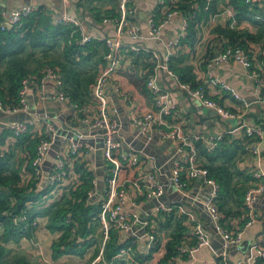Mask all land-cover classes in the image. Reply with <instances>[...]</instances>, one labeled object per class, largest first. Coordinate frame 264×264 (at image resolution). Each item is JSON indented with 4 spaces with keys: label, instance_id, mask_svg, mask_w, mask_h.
<instances>
[{
    "label": "built area",
    "instance_id": "built-area-1",
    "mask_svg": "<svg viewBox=\"0 0 264 264\" xmlns=\"http://www.w3.org/2000/svg\"><path fill=\"white\" fill-rule=\"evenodd\" d=\"M130 1L119 0L117 14L103 19L114 26L116 38L91 35L85 24L73 13L60 11L54 15L53 23L68 26L69 37L74 38L76 43L82 45L92 39L104 42L106 50L103 64L100 65L91 87L93 101L85 105L75 103L65 91L58 72L52 66L45 65L39 78L32 76L31 79H22L16 104L7 105L0 100V131H6L0 150L8 151L11 142L16 143L24 134L32 133L36 142L31 160L32 170L22 171L21 181H31L36 184L37 189L45 191L41 199L45 204L58 201L69 191L79 189L82 178L78 169L92 172V176L86 175L91 186L84 190L83 199L86 202L94 201L99 206L96 217L103 232L107 236L114 231L119 237L117 244L121 245L112 259L104 261L105 264H111L116 257H121L129 264H139L147 259L158 241L159 217L163 219L173 213L176 202L185 204V201H190L188 179L198 180L203 186L204 203L201 206H204L216 233L223 240L219 252L221 264H257L260 259H264V244L257 246L252 255L242 262L232 263L228 259V246L238 243L243 231L240 228L230 231L220 224L221 213L214 201L218 185L207 176L206 168L199 164L195 143H204L207 151L211 152L222 137L215 133L187 135L180 126L168 123L175 105L170 101L169 88L159 79L158 70L164 65L165 73L174 79L181 92L196 100L200 106L213 109L220 119H232L238 116L236 112L209 97L207 85L211 80V68L221 62L239 63L246 70V76L255 82L256 88L261 89L264 65L256 67L253 57L242 45L228 44L206 62L205 85L192 87L189 83L181 82L178 75L168 68L167 60L178 49L180 40L187 35L188 20L182 15L179 31L166 42L162 57L155 52L150 55L152 65L145 84L152 107L140 110L117 80L125 51L128 52L129 61H133L143 49L136 42L125 44L119 40L120 36L127 35L132 41H136L141 35L139 24L129 17ZM246 1H254L257 7L264 9V0ZM167 2L168 0H158L157 10L161 9V16L155 18L151 15L147 19L150 37L153 39L160 38L162 25L173 13V10H167ZM207 6L208 4L205 8ZM37 10L38 6L34 4H24L13 9L1 8L0 31L9 25H17ZM221 85L230 92L225 84ZM108 90H112L113 95L120 98L124 117L111 114ZM48 92L50 96L47 95ZM45 99L48 104L56 103L61 111L48 112ZM258 100L263 102L264 111V97L259 96ZM38 109L43 110L42 115H39ZM20 112L27 116L15 122L7 119ZM114 112L118 113V110L115 108ZM241 127L242 134L246 137L243 149L253 161L250 174L254 181L246 189L243 201L248 218L245 226H249L255 221L256 205L259 196L264 193V151L260 146L264 140V127L261 123H243ZM155 129L159 135L152 137L151 132ZM159 139L174 142L175 146L170 153L165 154L161 165L150 167L149 162H154L158 157L154 144ZM124 165L133 167L136 175H124ZM97 171H101L100 177ZM158 176L163 178V182L157 181ZM193 200L195 199L191 202ZM145 203H149V207L143 212L137 211ZM125 205L129 208L126 209ZM44 221H47L46 216H35L29 220L27 213L22 211L20 215L11 218V225L19 232V236L33 238L35 230L45 225ZM3 232L4 228L0 223V235ZM75 233V228H72L71 234ZM137 239L145 241L142 252L135 250L134 243ZM205 242L206 237L200 230L188 232L177 246L178 254L172 258L185 256L188 259L192 250L203 246ZM196 264L214 263L199 260Z\"/></svg>",
    "mask_w": 264,
    "mask_h": 264
},
{
    "label": "trees",
    "instance_id": "trees-1",
    "mask_svg": "<svg viewBox=\"0 0 264 264\" xmlns=\"http://www.w3.org/2000/svg\"><path fill=\"white\" fill-rule=\"evenodd\" d=\"M118 1L108 0L111 7L106 10L105 17L117 14ZM228 2L233 6L235 16L238 19H250L257 9V3L254 1L228 0ZM206 4H208L207 8H205ZM214 7L215 0H168L167 2L168 11L178 10L188 20L187 35L180 40L178 49L168 57L167 66L178 75L181 82L189 83L192 87L205 85V64L213 56L214 48L219 44L222 45V48L228 44L242 45L240 43L242 36L237 35L236 31L217 27L216 33L219 36L207 42V54L203 57L190 56L191 49H194L195 44L198 43L201 23L215 11ZM154 16L155 18L160 17L161 9L157 10ZM69 33L70 28L68 26L54 24L41 8H38L36 12L12 28H5L0 31V64L5 65L4 69L0 70V100L3 103L7 105L16 104L22 79L24 77L31 79L32 76L35 79L39 78L42 75L41 69L45 65L52 66L58 72L65 91L75 103L80 105L92 103L91 87L100 65L103 64L106 48L102 40L96 39L80 45L75 42L74 38L69 37ZM221 36H225L224 39L227 41L223 42ZM244 36L254 38L249 32H245ZM69 39H71L70 43L68 42ZM59 49L61 50V57L56 56V58L49 55L44 60L49 51ZM37 52L43 54V61L37 59V67H28L27 61L31 58L32 60L35 59ZM142 53L140 51L133 58V62L136 63L139 58H142L144 62L146 73L141 78L136 79V86L143 95H146L148 90L145 83L151 63ZM221 90L224 91L225 97L229 96V92L225 89ZM260 96L264 97V74H261ZM219 104L222 105L220 102ZM5 136L6 131H3L0 134V143L4 141ZM245 139V136L233 139L229 134H225L211 152L207 151L204 143L200 141L195 143L199 152L200 163L206 168L207 176L218 185L214 201L221 213L220 223L224 225L225 220L241 215L240 229L248 219L243 216L245 215L243 201L248 176L244 173L241 174L237 168L236 160L238 156L246 153L243 149ZM15 144L21 146V150L26 155L27 163L24 167H21V162L17 166L12 149L8 152L0 150V223L4 228L3 239L0 235V240L6 241L10 235L19 236V232L11 225V218L25 211L29 220L35 216H46V227L49 230H61L60 236L51 245L53 258L62 254L82 255L85 248L92 244L90 235L99 225L96 217L99 206L94 201L86 202L83 199L84 190L91 186L86 175L92 176V172L78 169L80 178L85 180L83 188L71 190L60 200L46 206H40L45 191L37 189L36 184L31 181L25 183L21 181V172L32 170L31 160L35 153V139L32 133H27L21 136ZM122 171L124 175L132 177L136 175L135 169L127 165L123 166ZM240 175L244 176V181H240ZM157 221V225L161 229H168L164 243L165 251L158 264H168L172 257L178 254L177 246L188 235L187 227L183 224L182 217L173 213L164 216L163 219L159 217ZM72 228L76 230L74 235L71 234ZM104 245L105 261L110 260V256L121 247L117 244L114 235H111ZM159 248L157 243L151 253L156 252ZM4 252L5 248L0 243V264H30L23 256H16L12 263H7L3 259ZM260 261H264V259H260L258 263ZM218 262L221 264L220 258ZM97 264L105 263L99 262Z\"/></svg>",
    "mask_w": 264,
    "mask_h": 264
},
{
    "label": "crops",
    "instance_id": "crops-1",
    "mask_svg": "<svg viewBox=\"0 0 264 264\" xmlns=\"http://www.w3.org/2000/svg\"><path fill=\"white\" fill-rule=\"evenodd\" d=\"M24 4L37 5L38 8L44 10V13L47 14L51 21H53L54 15L60 11L73 13L85 24L88 33L91 35L99 38H116L114 26L103 21L106 16L105 13H107L106 10L111 7L108 0H0V9H13ZM214 8L215 11L201 23V32L197 39L198 43L195 44L194 49H191L190 56L203 57L206 55L207 42L219 36V34L216 33V28L222 27L236 31L237 35L240 34L239 36H242L240 43L253 57L254 65L258 68L264 65V9L257 7L250 19H238L235 16L233 6L229 4L228 0H215ZM157 9L158 0H131L129 2V17L139 24L141 35L136 41H132L127 35L119 37L122 43L132 44L136 42L137 45L143 47V49H141L143 52L142 55H144L148 61H150L152 52L158 53L162 57L166 42L177 34L182 18V13L180 11L173 10L171 16L161 27L160 38L153 39L150 37L147 19L149 16L154 15ZM245 32H249L254 38L245 37ZM221 37L223 38V42L227 41V39H224L225 36ZM221 48L222 45L220 44L214 48L213 55L218 53ZM185 50L188 51V49ZM57 52L58 54L56 56L59 57L60 49L57 50ZM127 55L128 52L125 51V57H123L125 59H123L121 70L117 73V80L121 84L123 91L129 94L135 102L138 109L149 110L152 104L148 93L143 95L136 86V79L141 78L146 73L144 70V62L142 58H139L136 63L129 61ZM158 75L161 83L169 88L170 101L175 105V111L168 117V123L170 125L180 126L187 135L193 133L204 135L215 133L223 137L225 134H229L231 138L237 139L243 136L241 129L243 123H261L264 127L263 102L258 100L260 88H256L255 82L246 76V70L239 63L221 62L214 65L211 68V80L209 85H207L208 94L213 100L218 103L220 102L227 109L237 113L238 116L232 119H220L213 109H207L199 105L195 106L192 103L193 100L176 87L174 79L165 73L164 65L160 66ZM221 84H225L228 87L231 92H229V96H224V91L221 90L223 89ZM234 94H236V96H234ZM47 95L50 96L49 92ZM108 99L111 114L115 117L118 115L124 117V108L121 104V100L113 95L112 90H108ZM246 104H248V106H245ZM48 105V112L50 113H55L56 110H58V112L61 111V107H58L54 102ZM115 108L118 110V113L114 112ZM2 130L3 129H1L0 134L3 132ZM158 135L156 129L151 132L152 137ZM159 140L160 141L154 144V149L158 157L154 162L152 160L149 162L150 167L152 165H161L166 157L165 154L170 153L175 146V143H170L169 140ZM9 146H11L10 149H12L14 153L16 165L18 166L21 162V167H24L27 162L26 155L24 151L21 150V146L12 142ZM260 146L264 151V140L261 142ZM199 158L198 152V159ZM199 164L201 165L200 159ZM262 164L264 169V158ZM236 165L238 170L241 171V174L244 173L248 176L246 180V186L248 188L254 181L250 174L253 161L250 159L249 154L244 153L238 156ZM239 177L241 178L240 181H244L243 175ZM157 181L163 182V178L158 176ZM187 186L188 191H191L190 201H185V204L176 202L177 204L174 207L173 214L182 217V222L187 227V234L188 232L200 230L204 233L206 242L203 246L194 248L190 258L175 257L174 259L172 258L168 264H196L199 260L220 264L218 259L220 258L221 237L215 232L213 223L204 206H201V203H204L203 186L199 184L197 180L192 181L189 179L187 180ZM192 199L195 200L191 202ZM148 207L149 203H145L137 209V211L143 212ZM125 208L128 209L129 206L125 205ZM243 216L247 217L246 215ZM241 220V215L234 216L224 221L225 226L220 224L230 231H235L239 228ZM241 229L243 231L242 239L238 243L229 245L227 249V257L232 263L246 260L252 255V252L257 246L264 244V193L259 196L256 205L255 221L249 226H245L244 223ZM163 230L168 232V229H161L158 225L157 243L160 248L156 252H152L146 260H143L139 264H158L165 251L164 243L166 238L162 235ZM60 234L61 230H49L46 226H41L35 230L33 238H17L16 235H10L6 241L0 240L1 245L5 248L3 259L7 263H12L14 258L20 255L25 257L30 264L104 263L105 245L102 246V243H107L111 235H114L116 242H118L119 239L114 231L108 233L106 236L99 224L96 230L90 235L92 244L85 248L82 255L62 254L53 258L51 245L53 241L58 239ZM3 235L4 232L1 234L2 239ZM144 242L143 239H137L134 243L135 250L142 252ZM116 253L112 254L110 259H112L113 255ZM112 263L126 264L127 262L121 257H116L113 258L111 264ZM258 264H264V261H260Z\"/></svg>",
    "mask_w": 264,
    "mask_h": 264
},
{
    "label": "rangeland",
    "instance_id": "rangeland-1",
    "mask_svg": "<svg viewBox=\"0 0 264 264\" xmlns=\"http://www.w3.org/2000/svg\"><path fill=\"white\" fill-rule=\"evenodd\" d=\"M57 54H58L57 51H53V50H51V51H49L48 56L44 58V60H46V59L49 57V55H53V56L56 57ZM35 55H36V56H35V59L32 60V58H31L30 60L27 61V65H28V67H30V68L37 67V65H38L37 59H39L40 61H43V54H42V53L39 54V53L37 52ZM59 55H60L59 57H61V50H60V54H59ZM56 58H57V57H56ZM149 62H150V61H149ZM151 65H152V63H151ZM4 67H5L4 64H0V70H3ZM84 184H85V180L83 181V179H82L81 184L78 186L79 189H80V188H83ZM39 205H40V206H46V205H48V204H45V203H43V202L40 201V204H39ZM44 224H45L44 226H46V221H44ZM166 234H167V231H164V230H163V231H162V235H164L165 238H166V236H167ZM17 238H26V236H24V235H22V236H17ZM26 239H29V238L27 237ZM17 256H20V255H17ZM8 263H9V262H8Z\"/></svg>",
    "mask_w": 264,
    "mask_h": 264
},
{
    "label": "water",
    "instance_id": "water-1",
    "mask_svg": "<svg viewBox=\"0 0 264 264\" xmlns=\"http://www.w3.org/2000/svg\"><path fill=\"white\" fill-rule=\"evenodd\" d=\"M8 28H12V25H9ZM215 55H217V53H216ZM191 99H192V98H191ZM192 100H193L192 103H193L195 106H197V105L200 106V104H199L196 100H194V99H192ZM45 105H46L47 107H49V105H48L46 99H45ZM57 106H58V105H57ZM200 107H201V106H200ZM37 112L39 113V115H42L43 110H42V109H38ZM26 116H27L26 114L18 113V114H12V115L8 116L7 119H8L10 122H15V121H17V120L24 119ZM97 175L100 177V175H101V171H97ZM197 181H198V180H197ZM199 181H200V180H199ZM215 232H216V230H215ZM222 244H223V240H222V238H221V248H222Z\"/></svg>",
    "mask_w": 264,
    "mask_h": 264
}]
</instances>
